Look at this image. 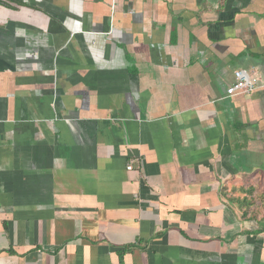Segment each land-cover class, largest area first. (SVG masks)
I'll return each mask as SVG.
<instances>
[{
  "label": "crops",
  "instance_id": "obj_1",
  "mask_svg": "<svg viewBox=\"0 0 264 264\" xmlns=\"http://www.w3.org/2000/svg\"><path fill=\"white\" fill-rule=\"evenodd\" d=\"M21 1L0 264H264V0Z\"/></svg>",
  "mask_w": 264,
  "mask_h": 264
},
{
  "label": "built area",
  "instance_id": "obj_2",
  "mask_svg": "<svg viewBox=\"0 0 264 264\" xmlns=\"http://www.w3.org/2000/svg\"><path fill=\"white\" fill-rule=\"evenodd\" d=\"M255 89V79L244 69L234 72V81L227 88V96H233L238 93L249 94ZM128 168H131L129 166Z\"/></svg>",
  "mask_w": 264,
  "mask_h": 264
},
{
  "label": "trees",
  "instance_id": "obj_3",
  "mask_svg": "<svg viewBox=\"0 0 264 264\" xmlns=\"http://www.w3.org/2000/svg\"><path fill=\"white\" fill-rule=\"evenodd\" d=\"M16 3V4H23L21 0H0V4L4 5L6 7H12L11 3Z\"/></svg>",
  "mask_w": 264,
  "mask_h": 264
}]
</instances>
